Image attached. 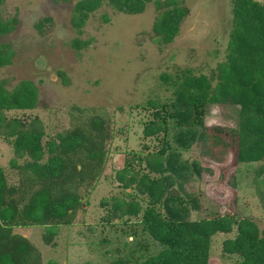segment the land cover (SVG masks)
Masks as SVG:
<instances>
[{"label":"rangeland","instance_id":"rangeland-1","mask_svg":"<svg viewBox=\"0 0 264 264\" xmlns=\"http://www.w3.org/2000/svg\"><path fill=\"white\" fill-rule=\"evenodd\" d=\"M77 1L3 0L0 8L5 17L18 19L16 29L3 38L11 43L14 57L0 68V84L11 90L30 81L37 90L34 108L0 115V167L6 184L19 185L20 168L35 161L14 152L10 130L41 134L44 152L38 163L47 157V140L57 142L58 134L93 116L103 118L111 134L100 176L92 188L80 190L82 206L69 226L55 229L53 245L42 242L47 227L14 228L13 233L35 246L41 264H138L161 250L143 223L150 198L141 180L162 178L167 179L166 191L185 202L188 220L248 218L264 235V157L237 160L236 106L210 105L197 128L210 139L196 137L180 148L171 141L170 117L164 132L153 106L171 99L162 75L189 69L210 76L226 60L235 0H147L135 14L104 2L88 15L79 34L70 20ZM172 11L182 14L171 15L178 19L177 32L166 42L156 27L170 24ZM46 17L50 21L37 30L34 24ZM73 39L80 41V49L73 48ZM149 122L156 127L152 134L144 131ZM163 140L177 153L174 167L185 164L187 171L171 172L164 159L168 150L162 158L164 171L152 168V155ZM236 234L234 226L232 232L212 237L207 264L241 261L222 253L223 240Z\"/></svg>","mask_w":264,"mask_h":264},{"label":"trees","instance_id":"trees-1","mask_svg":"<svg viewBox=\"0 0 264 264\" xmlns=\"http://www.w3.org/2000/svg\"><path fill=\"white\" fill-rule=\"evenodd\" d=\"M145 1L79 0L72 8L71 24L79 34L88 15L104 2L119 11L135 14L142 10ZM2 4L3 0H0V8ZM172 12L170 24L156 27L163 32L166 42L177 32L178 19L171 15L178 18L182 14ZM231 14L226 60L217 65L215 73L194 75L185 69L172 77L162 75V79L167 78L164 84L170 87L171 99L153 103V106L160 123L164 124V132L167 130L165 118L170 117V129L174 130L171 141L177 148L187 146L196 137L200 141L210 139L203 130L197 132L210 105L236 106L237 160L240 163L258 161L264 157V4L235 0ZM49 21V17L42 18L34 26L41 31L43 24ZM17 23L16 15L5 17L0 10V68L12 63V45L3 38L16 29ZM72 46L80 49V41L73 39ZM36 101L37 90L30 81H20L11 90L0 84V115L3 111L32 109ZM167 107L169 111H166ZM105 122L103 118L93 116L82 125L58 134L57 142L47 140L44 143L47 157L40 163L44 152L41 134L9 131L14 152H25L35 161L20 168L22 179L14 186L6 184L0 167V264H41L35 246L22 235L13 233L14 228L47 227L42 242L52 246L55 229L72 223L82 206L80 190L92 188L102 171L107 153L105 143L111 138ZM155 128V124L149 122L144 131L152 134ZM172 149L165 140L161 142L158 151L152 155L154 170L164 171L162 158L167 150L164 159L171 172L177 174L188 170L185 164L174 167L177 153ZM192 168L199 174V165L194 164ZM165 182L162 178L141 180L142 191L145 190L150 198L143 223L161 250L138 264H207L212 237L217 233L228 234L234 226L237 234L223 240L222 253L239 256L241 261L235 264H264V235L260 236L251 220L237 221L232 215L188 220L185 202L172 191L169 194L163 186ZM192 207L195 209V203Z\"/></svg>","mask_w":264,"mask_h":264}]
</instances>
